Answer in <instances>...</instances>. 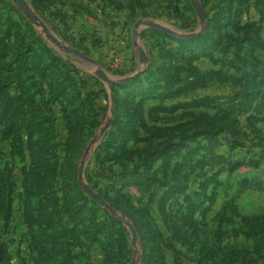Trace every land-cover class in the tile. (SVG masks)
<instances>
[{"label": "rangeland", "instance_id": "1", "mask_svg": "<svg viewBox=\"0 0 264 264\" xmlns=\"http://www.w3.org/2000/svg\"><path fill=\"white\" fill-rule=\"evenodd\" d=\"M27 2L56 37L97 61L112 77L131 75L141 65L145 68L143 75L152 60L166 67H190L193 56L192 65L201 73L223 69L237 75L245 72L255 75L257 71L253 67H263L264 0H198L205 13L202 34L208 40L206 45L202 40L186 41L147 25L140 35L149 57L145 64L132 43L135 22L149 21L175 28L179 33L197 32L202 21L197 5L191 0ZM0 36L8 49V60L17 55L19 45L37 43L35 38L45 40L52 51L45 55V62L50 65L47 75L42 76L37 70L34 73L48 106H42L40 118L29 112L33 115L29 123L40 124L34 130L24 128L13 138L7 135L0 118V171H11L15 183L12 212L9 217L0 218V244L8 253V264H44L40 250L58 235L56 224L58 229L66 230L70 245L55 249L52 264H132L135 253L141 257L139 264H152L146 246L150 227L158 234L166 264H264V122L253 130L246 123V115L233 113L230 120L223 122L225 132L214 145L202 141L194 160L198 167L186 180L185 189L174 197L167 194L172 184V170L164 173L160 161L156 164L158 173L154 183L142 190L126 187L119 191L115 173L125 167L133 169L136 161H105L103 156L107 152L99 146L106 132L89 153L85 180L109 204L116 201L121 206L117 212L131 223L135 210L142 212L135 250L128 227L86 192L74 191L79 203L94 212L96 225L87 221L85 227L78 225V231L75 230V220L67 208L71 203L70 186L74 187L78 181L85 150L107 124L113 110L108 87L96 76L99 67L58 49L12 0H0ZM212 41L217 42L218 49L212 48ZM155 68H158L156 64ZM181 76L186 79L188 74ZM51 82L55 90L69 86L71 92L78 89L83 93L99 92L97 97L88 98V114H98L99 123L95 128L88 130L82 124L79 133L69 140L64 112L51 97ZM239 91V84L210 82L168 99L164 103L168 108L165 112L157 113L153 111L154 106L144 105L145 119L150 126H168L191 121L199 114L215 118L220 108L234 107ZM124 93L118 94L122 98ZM9 94L12 98L6 101L14 103L17 89L11 88ZM194 100H200L198 107L183 108L182 104ZM138 130V139H132L129 144L132 150H140L145 145L142 139L147 137V132ZM158 142L155 140L154 144ZM31 144L40 151L35 162L31 158ZM230 162H241V165L230 170ZM165 197L171 198L165 201ZM48 199L55 202L58 223L39 217ZM92 232L98 241L92 240ZM103 242L108 244L109 255Z\"/></svg>", "mask_w": 264, "mask_h": 264}, {"label": "trees", "instance_id": "2", "mask_svg": "<svg viewBox=\"0 0 264 264\" xmlns=\"http://www.w3.org/2000/svg\"><path fill=\"white\" fill-rule=\"evenodd\" d=\"M34 31V29L31 30L33 35H35ZM35 39L37 43L19 45L17 55L8 60V49L5 46L4 38L0 36V118L5 123L7 135L13 138L23 132L24 128L29 131L30 128L34 130L37 124H40L37 121L33 125L29 123V121L33 120V115H29V112L35 113V118H40L42 106H48V101L42 94V89L38 87L34 73L37 70L42 76L47 75L50 65L45 62V55L46 52L49 53L51 51V48L46 44L45 40ZM38 40L41 42H38ZM185 40H202L203 44H208L205 34ZM212 43V48L218 49L217 42L212 41ZM194 60L195 56L190 60V67L184 65L166 67L152 60L143 75L127 83L114 86L115 102L117 103L115 116L112 121V127L105 134L99 149L104 148L106 150L107 153L103 156L105 161L120 162L124 159L136 161L133 169L125 167L115 173L116 183L121 188L119 191L126 187H136L142 190L154 183L158 173L156 164L160 161L164 173L172 170V184L169 185L167 194L174 197L178 192H182L185 189L186 180L196 171L198 162L196 163L194 160L202 141L214 145L218 137L225 132L223 122L230 120L228 118L233 113L246 115V123L253 130L257 129L258 124L264 122V99H260L264 96V63L261 69L253 67L257 71L255 75H249L247 72L237 75L225 72L223 69H211L201 73L192 65ZM155 64L158 66L157 69ZM182 73H187L188 77L186 79L183 78L181 76ZM97 82L99 81L97 80ZM210 82L240 85V91L234 98L233 108H220L216 112L215 118L199 114L193 120L183 124L150 126L147 123L144 111V105L147 101L159 100L161 103L154 106L153 111L157 113L165 112L168 108L163 104L164 101L199 89ZM175 85L177 87L174 89ZM49 86L51 97L53 96L52 98L58 101L64 112L70 133L69 140L72 141L73 134L79 133V128L82 124L87 126L88 130L95 128L99 123L98 114L94 113V115L90 116L87 108L90 103V97H97L99 92L83 93L80 89L71 92L69 86L63 87L64 89L62 90H55L52 82L49 83ZM11 88L17 89V96L14 100L12 99L14 103L6 101L12 98L9 94ZM121 91H125L122 98L118 94ZM101 92H104V90L102 89ZM37 96H40L39 100ZM199 101H187L182 106L183 108L198 107L200 105ZM178 105L175 107H178ZM205 106L208 107L209 105ZM216 106L218 105H214L217 109L218 107ZM220 116L221 118H219ZM47 121L50 122L51 118L48 117ZM138 128L147 132V137L142 139L145 145L140 150H132L129 148V144L132 139H138ZM185 129L191 134L187 133ZM155 140L159 141L158 144H154ZM233 142L236 145V142ZM30 146L31 158L35 162L39 159L40 151L33 147L32 144ZM200 163L201 161H199ZM229 164L230 170H235L241 165V162H230ZM43 170L45 171L46 167ZM14 188L15 183L12 180V172L0 171V218L2 216L9 217L12 212ZM70 189L72 191L70 195L71 203L67 208L69 215L75 220L76 226L74 229L77 230L78 225L84 226L87 221H89L90 225H96L94 212L78 201L77 193L85 192L82 185L77 181L74 187L70 186ZM165 198V201H168L171 197ZM54 204L53 200L48 199L47 203L42 205L44 210L39 213V217H46L58 223L60 217L58 211L54 208ZM112 205L116 210L121 209V206L116 201L112 202ZM135 214V216H131V219L138 230L142 224V212L135 210ZM55 228L58 235L53 238L52 243L45 244L43 249L40 250L41 260L44 261V264H52V261L55 260V249L59 247L66 249L70 245L66 230L58 229V224L55 225ZM150 233V239H148L146 246L149 248L152 264H166L164 252L159 244L158 234L151 227ZM91 234L92 240L98 241L97 236L93 232ZM63 238L64 242H62ZM102 245L109 255L108 244L103 242ZM8 260V253L4 246L0 244V264H8Z\"/></svg>", "mask_w": 264, "mask_h": 264}, {"label": "water", "instance_id": "3", "mask_svg": "<svg viewBox=\"0 0 264 264\" xmlns=\"http://www.w3.org/2000/svg\"><path fill=\"white\" fill-rule=\"evenodd\" d=\"M12 1L18 6V8L22 11V13L31 21V23L35 27L42 30V33L44 34L46 39H48L51 43H53L58 49H63L65 51H68L69 53L76 55V56L82 58L83 60L91 62V63H93L99 67V69L96 70V76L99 80H101L103 83H105V85L108 87L111 105L113 107V110L111 111L110 119L107 122V124L100 129L99 134L89 142V144L85 150L83 160H82V162L79 166V169H78V181L82 185V187L84 188L85 192L93 200H95L98 204H100L105 209H107L108 211L113 213L117 219H119L123 224H125L128 227V229L131 233V236H132L133 247L136 250L137 246H138V237H137V232H136L135 226L133 225V223H131L129 220H127L123 215L119 214L117 212V210L111 204H109L99 193H97L94 190V188L89 183L86 182V180H85V164L87 162V158L89 156V153H90L92 147L97 146L100 143L104 134L107 132V130L109 129V127L112 124V121L114 118V113H115L114 112V107H115L114 86L117 84H124V83H127L129 81L136 79L138 76H140L143 73L145 68L143 67V65H141L140 68L135 73L128 75V76H123V77H120V76L112 77V76L108 75L101 68V65L97 61H95L91 57L87 56L84 52L67 45L64 41H62L61 39L56 37L54 35V33L51 31V29L47 26V24L39 18L38 14L31 7V5L27 2V0H12ZM191 2L193 4L197 5L198 13H199V15L201 17V21H202L199 25V29L197 32L179 33L178 30L175 28L171 29V28L165 27V26L157 24V23L144 21V20H138L135 22L133 29H132V43H133V46L139 51L140 60H141L142 64L148 63V61H149V57H148L145 49L143 48V44H142L141 39H140L141 31L147 25L152 26V27H157V28H159L165 32H169L171 34L180 36V37L185 38V39H193V38H196L202 34L204 27H205L204 10H203L202 6L199 4L198 0H191ZM140 259H141L140 255H137V253H135L132 264H139Z\"/></svg>", "mask_w": 264, "mask_h": 264}, {"label": "crops", "instance_id": "4", "mask_svg": "<svg viewBox=\"0 0 264 264\" xmlns=\"http://www.w3.org/2000/svg\"><path fill=\"white\" fill-rule=\"evenodd\" d=\"M166 101H164L163 102V104L165 103ZM161 102L159 101V100H149V101H147L146 102V104H145V107L146 106H149V107H151V106H156V105H159ZM167 103V102H166ZM146 112V111H145Z\"/></svg>", "mask_w": 264, "mask_h": 264}]
</instances>
